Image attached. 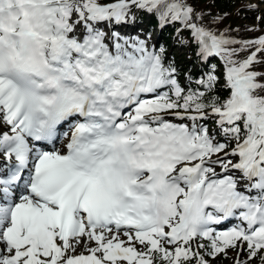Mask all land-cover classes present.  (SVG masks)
Returning a JSON list of instances; mask_svg holds the SVG:
<instances>
[{"label":"snow or ice","instance_id":"1","mask_svg":"<svg viewBox=\"0 0 264 264\" xmlns=\"http://www.w3.org/2000/svg\"><path fill=\"white\" fill-rule=\"evenodd\" d=\"M136 11L219 57L227 98L215 66L193 88L151 34L116 30ZM202 20L187 0H0V264H209L228 249L248 264L264 250V35ZM65 126L64 150H44Z\"/></svg>","mask_w":264,"mask_h":264},{"label":"trees","instance_id":"2","mask_svg":"<svg viewBox=\"0 0 264 264\" xmlns=\"http://www.w3.org/2000/svg\"><path fill=\"white\" fill-rule=\"evenodd\" d=\"M187 3L192 5L197 14L203 16V20L199 23L214 33L223 34L237 41H247L264 35V25L256 26L249 24L246 21L245 10L251 8L254 17L264 20V10L260 15L256 9L249 7V3L245 0H187ZM128 23H142L147 31L151 34L159 31V39L154 45L155 51L164 50L166 59L174 61L181 73V79L191 75L192 87H198L194 82L198 79L205 78L215 66V71L221 74V79L218 81L216 88L213 91L215 97L221 100L228 96V89L224 86L223 79V61L219 57H208L204 59L199 56V49L193 40L190 31L184 29L180 22H163L156 14L143 11H136L135 19L129 18ZM173 44L181 45L182 53H173L171 47ZM236 45H234L235 47ZM185 83L187 81L185 80ZM209 126H215L214 119L209 118L206 121ZM222 142L225 138L221 137ZM200 243L206 246L210 245L208 239H201ZM195 247V245H194ZM237 251L236 249H231ZM205 252L206 249H201ZM209 256H205V259Z\"/></svg>","mask_w":264,"mask_h":264},{"label":"rangeland","instance_id":"3","mask_svg":"<svg viewBox=\"0 0 264 264\" xmlns=\"http://www.w3.org/2000/svg\"><path fill=\"white\" fill-rule=\"evenodd\" d=\"M245 1L249 3V7H252V9H256L257 12L260 13V15L262 14L264 10V0H245ZM245 15H246L247 23L254 24L260 27L261 25H264V20L259 19V17H254L251 8L245 10ZM116 30L119 31L122 35L140 36L141 38H144L148 34H151L149 31H147L144 24L142 23H133V24L127 23L124 25H117ZM159 34L160 33L158 30L151 34V39L149 40L150 47H154V45L157 44V41L159 39ZM182 48L183 47H181V45L173 44L171 47V51L173 53H182L183 51ZM183 52H185V50ZM169 118L174 119L173 117H169ZM186 122L189 124L191 123V121H186ZM200 123L203 124L204 126L209 127L210 129L216 128L215 126H211V125L208 126L206 122L203 121H201ZM221 137L222 135H218L216 139L222 142ZM83 251H84L83 248L78 249V252H83ZM261 256H264V250L258 253L255 259L248 261V264H261ZM236 257H237V251L234 252L231 249H228L226 256L225 254H219L215 257V259L211 257H207L206 259L209 261V264H235ZM240 259L247 260V253L240 256Z\"/></svg>","mask_w":264,"mask_h":264},{"label":"bare ground","instance_id":"4","mask_svg":"<svg viewBox=\"0 0 264 264\" xmlns=\"http://www.w3.org/2000/svg\"><path fill=\"white\" fill-rule=\"evenodd\" d=\"M223 228H225L226 231H228V225L227 224H224Z\"/></svg>","mask_w":264,"mask_h":264}]
</instances>
